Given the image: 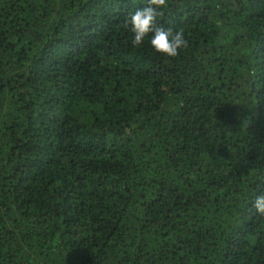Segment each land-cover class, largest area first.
<instances>
[{"label": "trees", "instance_id": "16d2710c", "mask_svg": "<svg viewBox=\"0 0 264 264\" xmlns=\"http://www.w3.org/2000/svg\"><path fill=\"white\" fill-rule=\"evenodd\" d=\"M0 0V264H264V0Z\"/></svg>", "mask_w": 264, "mask_h": 264}, {"label": "clouds", "instance_id": "9594fccd", "mask_svg": "<svg viewBox=\"0 0 264 264\" xmlns=\"http://www.w3.org/2000/svg\"><path fill=\"white\" fill-rule=\"evenodd\" d=\"M167 7V0H147L146 6L130 12L125 19V27L133 34L132 44L139 47L151 34V47L159 54L175 58L179 50L187 47V40L182 31L173 32L157 22L162 10ZM256 212L264 216V194L256 197L253 204Z\"/></svg>", "mask_w": 264, "mask_h": 264}]
</instances>
